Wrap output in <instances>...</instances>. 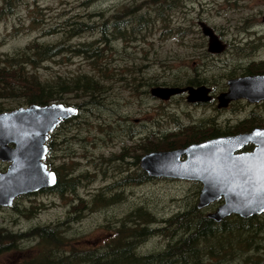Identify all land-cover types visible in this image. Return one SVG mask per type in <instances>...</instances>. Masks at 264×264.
Listing matches in <instances>:
<instances>
[{"label": "rangeland", "instance_id": "374dc122", "mask_svg": "<svg viewBox=\"0 0 264 264\" xmlns=\"http://www.w3.org/2000/svg\"><path fill=\"white\" fill-rule=\"evenodd\" d=\"M81 1L28 0L15 14L0 22V58L24 48L32 40L55 42L60 35L57 27L50 29L49 34L45 30L76 14V11H79L77 14L82 11L84 14L92 12L96 15L102 12L104 16H110L112 10L115 13L116 10L130 7L132 3L141 2L107 0L96 4L88 12L87 8L80 5ZM155 3L162 7L169 6L172 10L167 14L168 20L163 27L156 25L139 40L123 44L114 42V52L107 55L109 74L106 77L98 75V79L108 86L107 101L91 109L84 108L79 118L72 120L65 128L56 130L53 135L54 150L50 151L48 161L58 171H62L58 168L64 162L67 171H72V176H78L83 185H79L76 195L66 196L65 199L44 192L18 198L12 208H0V228L24 232L36 226L63 222L70 217V233H74L71 242L81 248L99 247L112 233L107 227L114 216L123 217L135 206L146 205L157 218H166L197 201L194 196L196 186L193 184L156 181L143 186H127L121 191L124 198L118 204L95 211L80 207L78 216L73 214L72 205L77 198L86 199L90 204L92 195L114 185L122 177V171L126 170L124 162H116L111 158L123 146H129V143L125 144L127 135L131 131L141 130L142 121L149 122L163 116L168 126L176 121L177 116L187 124L193 119L200 122L203 120L201 118L205 121L215 119L220 124L229 119L232 126L236 120L229 117L241 109L235 105L230 112H218L212 107H200L191 108L187 113L190 109L181 102V98L158 102V99L149 95L148 90L155 86L172 87L166 83H184L186 79L195 77L207 79L204 85L212 88L213 94L217 95L223 91L228 78L264 60V24L261 21L264 0H155ZM200 22L211 28L220 43L225 45L223 52L210 54L207 51L208 39L201 33ZM91 39L95 37L84 35L73 40V43ZM94 66L80 57H58L40 65L37 74L42 80L58 76L66 78L74 74H94ZM64 102L75 105L81 101L66 96ZM0 105L5 111L25 107L21 102L12 100L1 102ZM247 111L236 116L243 118ZM254 111L264 118V107H254ZM259 123L264 124L263 121ZM80 138H84V142H80ZM143 143L138 138L131 144ZM129 152L124 151L123 159ZM141 153L135 150L130 157ZM4 170L5 165L0 163V171ZM109 170L112 172L109 173ZM15 206L17 209L14 210ZM217 206V203L211 205L206 213L213 212ZM31 207H36L32 216L21 215L24 209ZM161 245L162 239L152 237L146 239L143 249H157ZM33 254L32 248L23 247L0 256V264H20Z\"/></svg>", "mask_w": 264, "mask_h": 264}, {"label": "trees", "instance_id": "16d2710c", "mask_svg": "<svg viewBox=\"0 0 264 264\" xmlns=\"http://www.w3.org/2000/svg\"><path fill=\"white\" fill-rule=\"evenodd\" d=\"M27 1L0 0V22L15 14ZM106 1L83 0L80 5L89 12L96 4ZM154 1L132 3L124 10H116L115 13L112 10L110 16H104L102 12L97 15L92 12L84 14L83 11L77 14L79 11H76V14L45 30L49 34L50 29L57 27L60 35L55 42L32 40L24 48L4 54L0 58V103L12 100L25 106L67 105L64 102L66 96H72L81 101L72 105L81 112L84 108L91 109L107 101L108 86L98 79V75L106 77L109 74L107 55L114 52V42L123 44L141 39L156 25H164L168 20L167 14L172 12L169 6L154 5ZM84 35H93L95 39L73 43V40ZM70 56L80 57L95 65L92 69L94 74H74L66 78L58 76L48 80H42L37 74L38 67L43 63ZM247 69L253 74L262 73L256 71V64ZM166 85L177 83L168 82ZM2 112L5 109L0 105ZM80 112L72 120L79 118ZM72 120L64 122L56 130L65 128ZM260 121L264 123L263 118ZM260 121H252L248 129L252 125H264ZM53 135L47 142L49 151L54 150ZM84 140L79 139L80 142ZM165 144L163 148L154 146L148 150L173 149ZM45 163L56 174L57 183L44 193H52L61 199L76 195V190L83 185L78 176H72V171H67L64 162L58 168L62 171L52 167L48 158ZM124 188L117 183L107 186L91 196L90 204L86 199L77 198L76 205H72L73 214L78 216L80 207L95 211L118 204L124 198L121 193ZM199 189L196 187L194 192L196 198ZM31 208L24 209L21 215L32 216L36 207ZM70 220L68 217L63 222L36 226L24 232L0 228V256L27 247L32 248L34 254L20 264H264V214L249 219L231 216L221 223H215L206 217L205 210L197 209L196 200L185 210L166 218H157L146 205H138L123 217L114 216L107 227L112 233L105 243L99 247L85 248L71 242L74 233H70ZM152 237L162 239L163 245L144 250V242Z\"/></svg>", "mask_w": 264, "mask_h": 264}, {"label": "water", "instance_id": "95a60500", "mask_svg": "<svg viewBox=\"0 0 264 264\" xmlns=\"http://www.w3.org/2000/svg\"><path fill=\"white\" fill-rule=\"evenodd\" d=\"M264 22V17L263 20ZM208 38L207 50L219 54L224 50L213 30L200 24ZM228 91L218 97V108L237 99L250 103L264 100V76H250L228 83ZM188 91L189 102H208L206 88L174 89L156 87L152 97L167 100ZM78 109L53 103L29 106L0 113V162L7 163L0 172V207L11 208L16 198L52 188L56 177L43 163L48 135L63 121L75 117ZM251 152L239 153L247 145ZM185 160L181 161V157ZM140 167L148 175L179 180H196L202 184L197 209L222 201L207 218L220 223L230 216L249 219L264 213V128L248 134L211 140L186 149L154 152L143 156Z\"/></svg>", "mask_w": 264, "mask_h": 264}, {"label": "flooded vegetation", "instance_id": "af4514ba", "mask_svg": "<svg viewBox=\"0 0 264 264\" xmlns=\"http://www.w3.org/2000/svg\"><path fill=\"white\" fill-rule=\"evenodd\" d=\"M264 16V15H263ZM262 16V18H263ZM261 18V21H262ZM264 24V22L262 21ZM261 38V37H258ZM255 40V39H254ZM260 63H263L260 65ZM256 64V71L262 72L258 74L250 73L248 69L242 70L241 73H238L232 78H228L226 81V84L223 87V91L218 93L217 95L213 94V90L210 87L205 86L207 79H196L195 77H190L189 79H186L184 83H177V85H173L172 87L179 88V89H186V88H200L204 87L207 90L208 95L210 96V100L208 102H195L190 103L187 101V92L182 93L179 96H175L178 98H181V102L185 104L190 110L187 111L189 113L191 111V108L198 109L200 107H212L214 111H232L233 106L237 105V107H240L237 112H233V115H231L229 118L236 120L234 125H230L229 119L225 121V123L220 124V122L216 121L215 119H210L208 121H205L204 118H201L202 121H194L193 119L190 123H185L183 121H180L177 116H175V120L173 124L170 123V125L166 126V121L164 120L163 116H161L160 119H155L152 121H142L140 125L142 126L141 130H134L131 131L127 136L126 144L129 143V146L120 149L117 155H114L111 160H116V162H124L123 165L126 170L122 171V177L116 182L121 187H127V186H143L148 183H153L156 181H171V182H184V183H190L193 184L196 187H201L202 184L199 181L196 180H173L168 179L165 177H155L148 175L144 170L140 167V160L143 156L154 153V152H165V151H172L177 149H186L187 147H190L192 145H198L203 142L209 141V140H215L219 138H226L230 136H235L237 134H243L250 132V130L253 127H264V125H252L250 129L248 127L250 126V123L252 121H255L258 123L262 117H259L258 113L254 111V107H264V100L259 101L257 103H250L247 99H237L235 101L230 102L227 107L223 109H218V97L227 91V82L228 80L235 79V78H241V77H248V76H258V75H264V60H260L258 62H255ZM221 68V66H219ZM212 86V85H208ZM148 93L150 95V91L148 90ZM173 97V98H175ZM173 98H170L169 100H157L158 102H171L173 101ZM156 100V99H154ZM246 109H248L246 115L243 118H239L236 116L238 113H245ZM251 111V112H250ZM145 119V118H144ZM264 119V118H263ZM177 126V127H176ZM161 128V130H160ZM248 129V130H247ZM167 130V131H165ZM177 130V131H176ZM131 136V138H129ZM138 138H140L144 143L143 145H132L131 143L133 141H136ZM167 143L169 147H172L171 150H158V149H152L148 150L150 148H154V146L162 147ZM125 147V146H124ZM130 150L128 154L125 155V159L122 158V154L124 151ZM135 150H140L142 153L141 155H133V157H130ZM252 150V146L248 145L245 148L242 149L244 152H248ZM49 155V153H48ZM49 157V156H48ZM129 158V159H128ZM133 159V160H132ZM181 160H185V157L182 156ZM112 172V170H109V173ZM110 178V176H109ZM106 178V179H109ZM114 178V177H112ZM114 180V179H113ZM47 194V193H46ZM21 198V197H20ZM30 199L31 197H27ZM16 207V206H15Z\"/></svg>", "mask_w": 264, "mask_h": 264}, {"label": "bare ground", "instance_id": "6f19581e", "mask_svg": "<svg viewBox=\"0 0 264 264\" xmlns=\"http://www.w3.org/2000/svg\"><path fill=\"white\" fill-rule=\"evenodd\" d=\"M156 221V220H155ZM195 262V261H194Z\"/></svg>", "mask_w": 264, "mask_h": 264}]
</instances>
